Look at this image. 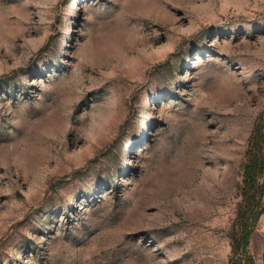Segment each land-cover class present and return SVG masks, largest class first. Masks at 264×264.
Segmentation results:
<instances>
[{
  "label": "rangeland",
  "instance_id": "374dc122",
  "mask_svg": "<svg viewBox=\"0 0 264 264\" xmlns=\"http://www.w3.org/2000/svg\"><path fill=\"white\" fill-rule=\"evenodd\" d=\"M259 129L264 0H0V264H264Z\"/></svg>",
  "mask_w": 264,
  "mask_h": 264
},
{
  "label": "trees",
  "instance_id": "16d2710c",
  "mask_svg": "<svg viewBox=\"0 0 264 264\" xmlns=\"http://www.w3.org/2000/svg\"><path fill=\"white\" fill-rule=\"evenodd\" d=\"M260 130V129H259ZM257 131L254 134V140L250 144L248 150V161L246 164L247 178L246 183L242 192V203L240 205V217L243 220L249 221L252 218H256L258 215L257 204L261 198L262 188L259 184V175L264 174V152L262 150L264 143V133L262 131ZM247 225V223H246ZM247 228V226H246ZM248 231L245 230L244 235ZM233 251L237 255L232 257L228 264H246L242 257L246 256V245L241 242H236L233 244Z\"/></svg>",
  "mask_w": 264,
  "mask_h": 264
}]
</instances>
